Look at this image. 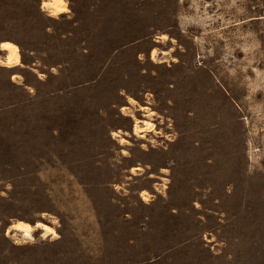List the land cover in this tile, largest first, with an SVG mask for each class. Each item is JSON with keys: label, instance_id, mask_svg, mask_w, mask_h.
<instances>
[{"label": "rangeland", "instance_id": "rangeland-1", "mask_svg": "<svg viewBox=\"0 0 264 264\" xmlns=\"http://www.w3.org/2000/svg\"><path fill=\"white\" fill-rule=\"evenodd\" d=\"M48 1L0 0V264H264V0Z\"/></svg>", "mask_w": 264, "mask_h": 264}, {"label": "bare ground", "instance_id": "bare-ground-1", "mask_svg": "<svg viewBox=\"0 0 264 264\" xmlns=\"http://www.w3.org/2000/svg\"><path fill=\"white\" fill-rule=\"evenodd\" d=\"M45 5L50 7L52 9V11L54 12H59L62 11V1L61 0H50L48 2H45ZM0 47L1 49H5L6 51H8V55L7 58L5 60L6 63H14L18 60V53H17V46L16 44H14L13 42L10 41H1L0 43ZM38 227H40L42 229V231L45 232H51L53 230V228L45 223H40V224H36ZM13 226L17 229L22 231V234L24 236H30L31 235V229L32 226L24 221H16Z\"/></svg>", "mask_w": 264, "mask_h": 264}, {"label": "crops", "instance_id": "crops-1", "mask_svg": "<svg viewBox=\"0 0 264 264\" xmlns=\"http://www.w3.org/2000/svg\"><path fill=\"white\" fill-rule=\"evenodd\" d=\"M0 43H1V41H0ZM0 50H4L5 51L3 63L6 66H9V67H13V66H24V67H26L27 66V64H23L22 63V59H21V55H20V50L18 49V47H17L18 60L15 63L11 64V65H7L5 63V60H6L7 55H8V51H6L3 48L1 49V47H0ZM143 101L148 102V100H145V99H143ZM146 107H147V105H144V107L140 106V107H135V108H136V110H139V112H140L141 115H143V116H150L153 119V121H151L150 119H147V118H142L141 119V123H140L141 124L140 126L142 128H140L138 130L139 132H136L135 129H134V126L136 124V121L134 120L132 122L131 128H130V135L135 136V138H140V139H145V140H147L149 136L150 137H155V136H158V134L160 135V133H159V118L156 117V116H153V115H148V113H147V111L145 109ZM142 121H148V122L154 124V127L146 128V127H144V123L142 124ZM163 140H166L167 141L168 139H163Z\"/></svg>", "mask_w": 264, "mask_h": 264}]
</instances>
